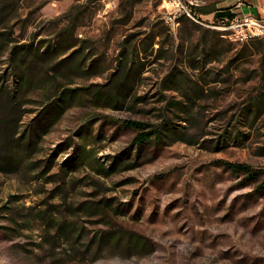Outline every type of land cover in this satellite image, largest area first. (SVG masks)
Masks as SVG:
<instances>
[{"label": "rangeland", "instance_id": "374dc122", "mask_svg": "<svg viewBox=\"0 0 264 264\" xmlns=\"http://www.w3.org/2000/svg\"><path fill=\"white\" fill-rule=\"evenodd\" d=\"M159 5L0 0V264H264V35Z\"/></svg>", "mask_w": 264, "mask_h": 264}, {"label": "built area", "instance_id": "2783aa9c", "mask_svg": "<svg viewBox=\"0 0 264 264\" xmlns=\"http://www.w3.org/2000/svg\"><path fill=\"white\" fill-rule=\"evenodd\" d=\"M204 3V0H160V9L163 18L171 27L180 23V18L187 16L198 21L199 14L195 7ZM217 29L227 32L235 40H244L264 35V17L252 13H243L240 16H225L214 25Z\"/></svg>", "mask_w": 264, "mask_h": 264}, {"label": "trees", "instance_id": "16d2710c", "mask_svg": "<svg viewBox=\"0 0 264 264\" xmlns=\"http://www.w3.org/2000/svg\"><path fill=\"white\" fill-rule=\"evenodd\" d=\"M202 11H207L206 8H199ZM21 44H13L10 48L11 56H15L20 52ZM18 67V64H16ZM14 67V66H13ZM22 73L20 72L19 75ZM22 112L10 98L0 99V148L6 149L9 144L11 133L15 130V124L20 118ZM129 125L137 128V134L133 138L135 143H140L144 140L150 139L153 134L152 130H146L147 124L142 121H127ZM225 166L236 172H244L249 178L254 179L255 173L252 172L250 165L243 162H225Z\"/></svg>", "mask_w": 264, "mask_h": 264}, {"label": "crops", "instance_id": "0c3cea01", "mask_svg": "<svg viewBox=\"0 0 264 264\" xmlns=\"http://www.w3.org/2000/svg\"><path fill=\"white\" fill-rule=\"evenodd\" d=\"M205 4H207L206 0L199 7H195L198 10L196 12L201 17L214 18L218 22L225 16H240L243 13H252L264 17V0H221L210 1L208 5ZM202 6L207 11L199 9Z\"/></svg>", "mask_w": 264, "mask_h": 264}]
</instances>
